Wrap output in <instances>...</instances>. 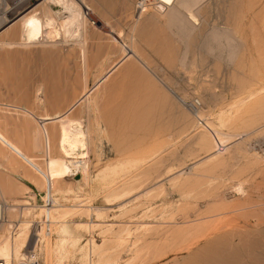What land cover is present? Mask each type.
Instances as JSON below:
<instances>
[{
  "label": "rangeland",
  "instance_id": "rangeland-1",
  "mask_svg": "<svg viewBox=\"0 0 264 264\" xmlns=\"http://www.w3.org/2000/svg\"><path fill=\"white\" fill-rule=\"evenodd\" d=\"M40 1L0 0L1 44L17 41L8 33L16 23L5 28ZM75 1L87 19L80 30L86 72L71 39L0 44V236L8 244L25 239L26 249L30 224L47 216L40 264H128L137 246L149 252L140 264H210L225 255L231 264H264V128L255 130L264 127V91L242 103L240 119L224 121L239 99L264 88V0H203L186 40L171 35L155 5L138 17L136 0ZM52 8L59 24L65 9ZM213 25L242 43L231 63L207 51ZM123 49L131 56L81 102L91 113L89 173L69 177L56 149L57 123L46 125L48 152L41 119L28 113L61 114ZM83 106L72 112L82 121ZM3 199L26 205H13L19 208L9 216ZM226 219L236 220L233 243L219 228ZM62 226L72 234H60Z\"/></svg>",
  "mask_w": 264,
  "mask_h": 264
},
{
  "label": "bare ground",
  "instance_id": "bare-ground-1",
  "mask_svg": "<svg viewBox=\"0 0 264 264\" xmlns=\"http://www.w3.org/2000/svg\"><path fill=\"white\" fill-rule=\"evenodd\" d=\"M202 1L203 0H136L134 2V7L139 11V15L137 14L139 17L140 15H142V13L144 11H150L151 7L148 8L149 6L155 5L156 8H158V11L160 10V12H159L160 15L158 12H156L157 10L155 12L158 13L159 17L162 16L161 18H165L164 21L166 22V24H164V25H166V29L168 28V31H170L172 33V34L171 33L170 34L178 37V40L179 39H185L186 40V38L189 35H191L192 30L195 29L194 26L197 25V24H194L195 23L194 21H195L197 14H198L197 10H199L198 8H199V6H201ZM76 2L77 1H75V0H42L39 3H36L34 6H32L30 9H28L26 12L19 14L17 17H15L11 22H9V24L7 25V27L5 29L11 27L12 25H14L16 23V26L11 28V30L8 33L9 34L11 33L10 35H12L13 37H16L17 41H19V44L23 45V46H26L29 44H34V43H40L43 40V38H45V37H49V38L52 37L55 39L56 38H58V39L62 38L64 40L71 39L72 40L71 44L73 42L72 45H76L79 49V57L82 61L81 66H83L82 70H83V72H86V70L88 69V66H89L88 58H87V54H86L87 49H86L85 40H84L86 38V34L84 33L81 35L80 30L85 27V24L87 23V19L84 16V11L80 7L81 5L77 4ZM52 5L53 6L54 5L55 6L60 5V7L62 6L65 9V10L63 9L64 15L60 16L61 21L59 24L56 21L57 15H56V12L53 11ZM147 8L149 10H147ZM5 9H6V7H5ZM150 16H152V15H150ZM134 22L136 25V23L138 21H136V19H135ZM226 31H228V30L216 28L213 25L212 29H210V32L207 33L208 37L210 38V42L208 41L209 43L208 44L206 43V47H207L208 53H210V54L217 53V54H219L218 57H220V59H223L222 53H224L226 56L225 57L226 61L228 63H231L236 56V51L238 53V50L242 46V43L239 40L238 36L235 37V35H234L232 37V36H230L232 34H228V32H226ZM80 35L82 36V38H80ZM209 38H208V40H209ZM17 41H10L8 43L6 41H4V42H2V44L1 43L0 44L1 45H5V44L6 45H11V44L15 45V43L16 44L18 43ZM67 42H69V41H67ZM212 42H214L215 44ZM129 49H128V51H129ZM255 50L258 52V54L261 53L260 50L258 49V47H256ZM128 51H127V53H125L126 51L123 49L121 51L122 57L119 58L118 61H116L113 65H111V67L104 74L102 73L103 75L101 74L102 76L101 77L99 76V78H97V80H95V82L93 81L94 83H92V86L90 88H86V87L83 88L81 95L74 102L69 104L68 107H66V109L61 114L53 116V117H45V116L44 117H35L33 114L28 113L29 117L34 118L36 121H37V118H38V120L41 119V123H42L41 128H43V131H41V132H42L44 138H46V144H47L48 152L50 149V147H49L50 146L49 145L50 139L49 138L51 135H49L48 130L46 129V125H47V123H52V122L57 123V126H58V130H56L57 134L55 135L56 132L54 133V136L56 138L54 136L53 137H54V139H56L55 144L57 147L56 148L57 151L59 153H61L60 154L61 156H63V164L61 165V169L69 177H72L74 174H78V173H74V170H77L78 172H80L83 179L87 178L88 173H89L88 172V169H89L88 163H87L86 159L84 158L85 157L84 154L86 153L84 150L87 147L86 146L87 134L89 132L88 117H90L88 115V112H89L90 106L88 103H81V102H84V101L86 102L87 97L90 96L91 90L93 91V89L98 87V85L101 82L106 80L107 77L118 67V65L125 58L127 59V57L131 56V54H130L131 51H130V53ZM182 54H184V53H182ZM133 56H136V55H133ZM183 56L185 58L186 55H183ZM183 60L184 59H181V63ZM182 64H183L182 66H184L185 61ZM258 89H260V88H258ZM258 89L256 91L254 90L253 93L251 91L250 93H252V94H250V95L248 94L249 96L247 95V97L244 98L243 100L239 99V101L233 105L236 107V109L233 110L232 112H227L224 114V121L225 122H230V121L232 122V120L240 119L242 114H243L240 106L242 105V103L245 100H248L249 98L253 97L254 95L259 94L261 91H264V88H261L260 90H258ZM81 104L84 105L82 110H83V112H85L84 115L86 114V119H85L86 121L84 120L85 123L80 118H75L72 116V112L74 111V109L78 105H81ZM238 106H239V108H237ZM79 112H81V110ZM221 114H223V112ZM220 121H223V120L220 119ZM231 124H233V123H231ZM221 126L222 125L219 126L220 129L223 127V126L222 127ZM227 126H228V124H227ZM262 126L258 127L255 130L263 129L264 127H262ZM37 130H38V128L36 129L35 133L37 132ZM52 131H55V130H52ZM39 132H37L35 134V136L33 135V137H35L33 145L38 144V142H39L38 136H36V135H39L38 134ZM253 132L254 131L245 132V133L241 134L240 140H242L243 137L248 136L250 133H253ZM52 135H53V133H52ZM53 137H52V139H53ZM263 155H264V152H263ZM70 190H71V187H70ZM62 193H66V192H62ZM56 199L58 200L59 198H56ZM3 201L8 202L7 200H4V199H3ZM16 202H17L16 204H11L8 202V204L5 205V206H7L6 210H7L8 215L10 214L9 216H11V211H14V210L16 211V209L19 208V207L16 208L15 206L26 205L25 204L26 201H24V200H16ZM1 203L3 204V202H1ZM2 204H0V219L2 218L1 217V215H2ZM13 205H15V206L13 207ZM5 206H4V209H5ZM27 208H29V207H27ZM27 208L25 207L24 209H27ZM8 215H7V217H8ZM12 215H13V213H12ZM51 217H52V215H51ZM233 221L236 222V220H233V219H226L224 221H221L220 222L221 226L219 227V228L223 229L222 234L229 235L230 239L228 241L230 243L234 242V236H235L234 235L235 231L233 232L230 229V226H232ZM5 222H7V221L5 220ZM0 223H1L0 224V229H1L4 224L2 223V221H0ZM8 224L9 223H7V225ZM218 224H219V222H218ZM21 225H24L25 230L27 229L28 225L24 221L21 222ZM217 227L218 226H216V228ZM73 230L74 229H72L71 226H62L59 233L62 235H67V234L70 235L71 231H73ZM7 236H5V235L0 236V260L3 261L2 262L3 264H13L12 259L14 258L13 257L14 254L16 253V254L21 255V251L25 250L26 242H25V239H24V242L22 243L21 240H19L17 238H14V239L12 238L13 240L10 242V240H11L10 239L9 244H8ZM242 239H240V240H242ZM62 240H63V238H62ZM63 242H64V240H63ZM63 242H61V244L58 247L59 251H61V247H62ZM136 243H135V245H136ZM235 247H236V245H235ZM152 255H153V253H152ZM148 256H149L148 250H144L143 246H137L133 251V259L128 264H140L141 261H139V260L141 258L145 259ZM161 256L162 255H160V257ZM217 257L219 259V256H217ZM227 257H228V255H225L224 260H221V261H218L217 259H215V260H213L214 262L212 261L210 264H231V261L227 262ZM228 260H229V258H228ZM230 260H231V258H230ZM22 263L23 262L17 263V261H16L15 264H22ZM112 263H114V262H112Z\"/></svg>",
  "mask_w": 264,
  "mask_h": 264
},
{
  "label": "built area",
  "instance_id": "built-area-1",
  "mask_svg": "<svg viewBox=\"0 0 264 264\" xmlns=\"http://www.w3.org/2000/svg\"><path fill=\"white\" fill-rule=\"evenodd\" d=\"M48 192L44 193V201L43 206L47 207L52 204L50 197L47 195ZM13 225H15V221H13ZM39 229H42L44 232L49 231V220L47 216H42V218L37 221H33L29 226V237L27 248L25 249V257L22 260V264H40V252H39ZM16 227L14 226L11 231H15ZM13 233V232H12ZM3 261L0 260V264Z\"/></svg>",
  "mask_w": 264,
  "mask_h": 264
}]
</instances>
